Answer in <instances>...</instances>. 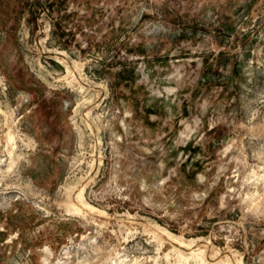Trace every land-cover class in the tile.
<instances>
[{
    "label": "rangeland",
    "instance_id": "374dc122",
    "mask_svg": "<svg viewBox=\"0 0 264 264\" xmlns=\"http://www.w3.org/2000/svg\"><path fill=\"white\" fill-rule=\"evenodd\" d=\"M0 264H264V0H0Z\"/></svg>",
    "mask_w": 264,
    "mask_h": 264
}]
</instances>
